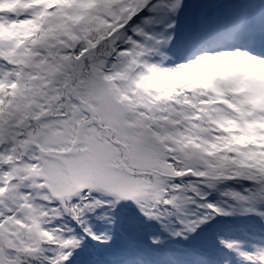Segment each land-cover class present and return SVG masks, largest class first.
<instances>
[{
  "label": "snow or ice",
  "instance_id": "obj_1",
  "mask_svg": "<svg viewBox=\"0 0 264 264\" xmlns=\"http://www.w3.org/2000/svg\"><path fill=\"white\" fill-rule=\"evenodd\" d=\"M107 4L100 15L110 35L94 48L81 41L63 49L71 55L59 63L49 57L53 70L41 72L43 80L18 76V66L0 58L7 104L0 114V264H81L82 256L83 264H148L120 254L135 247L137 220L159 226L149 239L160 249L229 217L249 223H229L194 249L169 254L166 264H264V176L255 169L214 173L195 147L229 135L218 126L222 119L242 124L258 113L242 115L250 105L240 103L243 92L223 68H207L208 88L139 87L174 70L158 63L164 53L180 68L233 55L264 63V0ZM40 7L19 16L0 11V22L33 18ZM11 47L0 42V50ZM237 230L249 238L223 235Z\"/></svg>",
  "mask_w": 264,
  "mask_h": 264
},
{
  "label": "clouds",
  "instance_id": "obj_2",
  "mask_svg": "<svg viewBox=\"0 0 264 264\" xmlns=\"http://www.w3.org/2000/svg\"><path fill=\"white\" fill-rule=\"evenodd\" d=\"M109 2L110 0H0V9H9L14 5H20L23 9H35L41 6L40 11L33 18H25L9 23L7 26L4 22H0V38H15L14 47L0 50V58L17 65L18 76L23 73L30 79L39 77L43 80L40 73L50 74L53 70L49 57L59 63L71 55L62 51L63 49L73 48L81 41L88 47L94 48L105 39L106 35H110L107 33L110 24L105 20H103V31L84 26L73 31V28L81 22L87 23L85 19L87 13L73 12L69 15L65 9L76 5L80 9L95 7L97 11H100L102 9L99 6ZM50 8H54L55 11L49 12ZM93 35L96 37L95 41L89 39ZM158 63L174 70L144 79L139 87L147 93L161 90L176 92L177 89L182 91L185 87L191 89L196 86L208 88L211 85L210 73L207 71L209 66L227 71L233 90L243 92L244 99L240 103L250 105V109L244 110L242 115H252L253 111L258 115L251 120L243 121L242 124L222 119L218 122V126L229 135L213 137L211 141H202L195 147L204 156L211 158L206 167L214 173L227 174L229 170L235 172L237 169H255L264 176V63L247 56L233 55L210 57L199 65L180 68L171 58L170 53H164ZM239 68L250 71L244 74H236L232 71ZM33 72L35 75H32ZM10 87L14 88L15 85ZM3 90L4 85L0 84V92ZM214 91L217 95H223V92L218 89ZM6 108L7 104L0 99V114L5 113ZM0 119H3L2 115ZM193 175H196L195 171Z\"/></svg>",
  "mask_w": 264,
  "mask_h": 264
},
{
  "label": "rangeland",
  "instance_id": "obj_3",
  "mask_svg": "<svg viewBox=\"0 0 264 264\" xmlns=\"http://www.w3.org/2000/svg\"><path fill=\"white\" fill-rule=\"evenodd\" d=\"M81 24H83V26H88V22L86 24H84L83 22H81ZM248 71H250V70L244 69V68H239L238 69V74H244V73H247Z\"/></svg>",
  "mask_w": 264,
  "mask_h": 264
}]
</instances>
